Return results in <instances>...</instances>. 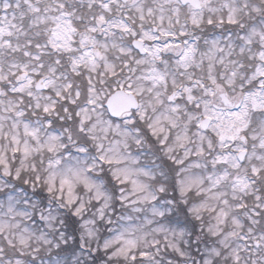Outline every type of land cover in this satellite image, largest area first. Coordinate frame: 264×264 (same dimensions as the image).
Segmentation results:
<instances>
[{
    "label": "snow or ice",
    "instance_id": "6c2138e0",
    "mask_svg": "<svg viewBox=\"0 0 264 264\" xmlns=\"http://www.w3.org/2000/svg\"><path fill=\"white\" fill-rule=\"evenodd\" d=\"M0 264H264V0H0Z\"/></svg>",
    "mask_w": 264,
    "mask_h": 264
}]
</instances>
